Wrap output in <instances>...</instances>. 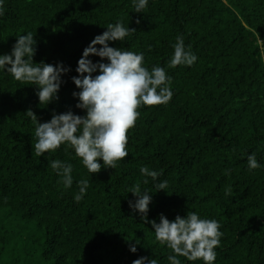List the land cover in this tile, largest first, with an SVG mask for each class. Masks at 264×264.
<instances>
[{"label": "trees", "instance_id": "16d2710c", "mask_svg": "<svg viewBox=\"0 0 264 264\" xmlns=\"http://www.w3.org/2000/svg\"><path fill=\"white\" fill-rule=\"evenodd\" d=\"M3 6L0 54L32 32L34 62L70 71L47 105H40L37 86L0 72V264H133L140 257L169 264L172 250L129 207L136 184L152 197L149 221L195 212L220 223L214 264H264V0H149L142 13L133 12L131 0H3ZM117 21L135 32L109 46L143 53L149 71L163 67L172 99L137 109L129 155L115 169L89 173L67 144L37 156L27 111L40 123L68 111L86 115L76 107L73 93L80 89L72 77L84 49ZM178 36L198 58L191 67H168ZM251 153L260 168H248ZM56 159L73 166L68 189L50 167ZM141 166L161 175L144 184ZM80 180L89 187L76 202ZM163 181L166 190L157 191Z\"/></svg>", "mask_w": 264, "mask_h": 264}, {"label": "clouds", "instance_id": "9594fccd", "mask_svg": "<svg viewBox=\"0 0 264 264\" xmlns=\"http://www.w3.org/2000/svg\"><path fill=\"white\" fill-rule=\"evenodd\" d=\"M131 3L133 12L142 13L149 0H131ZM4 13L3 0H0V16ZM106 29L84 49L75 69L79 75L72 77L80 89L73 93L79 101L76 107L85 110L86 115L79 116L68 111L53 114L50 121L40 123L31 110L27 111L36 125V142L33 147L37 156L54 152L62 144H67L92 174L99 173L102 167L115 169L117 162L129 155L126 147L127 132L135 126L140 115L137 111L139 107L167 104L174 94L172 79L163 67L155 66L149 71L144 66L143 53L109 46L112 41L124 42L135 29L124 26L120 21L108 24ZM35 45L32 32L19 35L11 53L0 54V72L11 74L16 81L37 86L40 105H47L58 99L63 83L61 77L70 69L62 64L53 66L34 62ZM96 45L101 47L97 48ZM173 49L168 67H191L198 59L191 50L186 49L182 36L176 38ZM93 55L101 58V61L106 58L107 62L94 63L89 59ZM98 70L99 74L93 76ZM247 164L250 170L262 166L255 153L247 155ZM50 167L61 178L60 182L65 189L73 185L71 163L56 159L51 161ZM139 171L145 177L144 184L149 183L148 178L156 182L161 175L147 166H141ZM77 183L79 192L74 200L79 202L89 187V181L80 180ZM155 187L157 191L166 190L167 182L156 183ZM129 192L137 197L134 203L129 202V207L137 211L142 220L151 224L155 239L172 250L173 254L167 257L169 264H181L180 256L187 261L202 260L203 264H214L215 249L220 245L223 235L217 220L202 219L197 213L188 212L185 217L178 215L173 221H169L163 214L159 216V223L149 221L147 214L152 200L150 192L141 191L139 184L131 187ZM136 244L139 242L136 241ZM130 251L136 253L135 244L130 246ZM133 264H158V260L140 257Z\"/></svg>", "mask_w": 264, "mask_h": 264}]
</instances>
